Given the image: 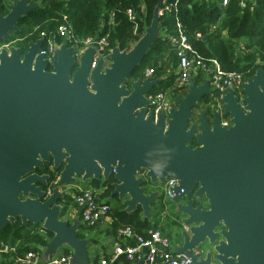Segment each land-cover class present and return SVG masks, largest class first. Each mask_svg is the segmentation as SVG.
Masks as SVG:
<instances>
[{"label":"water","instance_id":"water-1","mask_svg":"<svg viewBox=\"0 0 264 264\" xmlns=\"http://www.w3.org/2000/svg\"><path fill=\"white\" fill-rule=\"evenodd\" d=\"M163 2L129 51L114 48L95 68L93 46L78 63L75 48L66 44L51 62L39 54L42 39L26 50L3 47L40 3L0 2V230L17 219L25 228L41 225L53 235L42 253L45 263L69 249L70 264H90L89 239L77 235L83 223L64 220L63 189L78 180L104 184L113 178L111 196L128 213L140 207L145 218L164 199L154 189L178 182L171 189L183 225L176 253L190 264H264V69L243 85L244 108L232 89L226 91L229 128L215 110L212 119L201 110L191 124L212 93L208 80L198 86L194 77L169 117L155 118L147 96L160 81L128 86V79L161 36ZM54 171L56 185L49 175Z\"/></svg>","mask_w":264,"mask_h":264},{"label":"trees","instance_id":"trees-1","mask_svg":"<svg viewBox=\"0 0 264 264\" xmlns=\"http://www.w3.org/2000/svg\"><path fill=\"white\" fill-rule=\"evenodd\" d=\"M34 1H38L40 5L20 21L19 32L12 34L19 36L21 43L18 47L23 50L28 48L30 42L37 41L42 32L54 33L59 26L66 24L78 40L106 38L107 51L114 48L129 51L150 26L159 2V0ZM176 1L177 11L172 9L161 15V36L153 43L142 64L128 79V86L139 79L145 80L146 71L152 69L154 74L151 80L160 82L153 88L151 94H167L168 91H172L176 102L177 98L185 95L186 88L177 85V76L167 75L169 70H176L178 66L176 52L166 38V35L175 33L178 20L188 40L200 55L205 60H217L224 71L240 72L247 80L259 69H264V0H245L242 7L236 0H229L225 6L221 5L223 0H167V5ZM130 9L138 13L136 21L128 17L127 11ZM198 34L201 37H197ZM55 40L59 44L62 43L57 37ZM194 78L198 86L205 81L201 73ZM58 174L56 171L50 172L51 179L55 181ZM113 182V178L104 184L88 182L93 188L92 191L102 190V193L97 194L98 198L105 200L109 207L111 201L120 205L109 209L108 217L112 221L110 226L102 231L105 237L119 241V230L130 227L144 237H147L151 230L160 231L164 237L173 242L171 235L167 234V228L180 227L181 216L176 213V205L171 201L164 202L162 198L152 205L150 218L144 217L140 207L128 213L122 201L111 196ZM72 202L74 203V199L68 195L61 201L64 205V216L67 215L70 207H76L75 203L71 205ZM195 205H206V203L205 200H196ZM165 211L168 216L166 221V217H163ZM94 229L82 224L77 233L78 238L89 239L88 246L92 242L97 243L88 235ZM52 237L51 233L43 231L41 225H29L25 228L19 219L12 221L6 228L0 230V249L3 245H7L14 250L1 253L0 264H20V260L30 252L41 254ZM176 242V244L182 243L180 239ZM68 254L69 250L65 249L63 255ZM107 255L108 252L104 251L103 256ZM90 257L96 262L100 255L90 252Z\"/></svg>","mask_w":264,"mask_h":264},{"label":"built area","instance_id":"built-area-1","mask_svg":"<svg viewBox=\"0 0 264 264\" xmlns=\"http://www.w3.org/2000/svg\"><path fill=\"white\" fill-rule=\"evenodd\" d=\"M60 2H66L68 0H56ZM239 6H243L245 0H236ZM229 3V0H223L222 6ZM175 9L177 11V1L174 4L167 5V0H164L163 7L160 14ZM127 15L130 20L136 21L138 13L134 10H128ZM61 39L62 43L59 44L55 38ZM197 37H201L200 34ZM166 38L174 48L178 66L176 70H169L167 75L175 74L177 76V85L179 87L186 88L191 77L197 76L199 73L204 75L205 80L210 83V89L212 91L206 104L204 102V108L206 107L210 111H217L221 117V125L224 127H231V116L225 117L224 112V97L228 89L234 91L235 96L239 99V104L244 108V99L246 97L243 85L247 82L244 75L240 72H226L222 69L220 63L215 60H205L200 53L193 47L192 43L188 40L181 23L177 22L176 31L174 34L166 35ZM44 40V44L39 52L49 62L52 61L54 50L60 47L62 44L72 46L75 48V57L77 63L80 56L91 46L95 47L97 54L93 61L92 68H95L96 62L100 58H105L111 50L107 51L108 42L106 38H87L84 40L76 39L72 29L63 24L57 28L54 33L46 34L42 32L40 38ZM38 39V40H39ZM154 71L149 69L146 71L145 76L148 79L153 77ZM205 82V81H204ZM147 98L152 101L154 107L149 110L155 118L158 115L163 114L166 118L169 117V110L173 107L166 96V94L158 93L151 94ZM201 110H195L193 120L191 124L197 122L198 114ZM212 119V115H211ZM115 172V170L113 171ZM145 177V173L141 175ZM58 178L53 182L56 185ZM178 182L173 179H169L165 182L162 188L164 195V202L171 201L175 194L171 189L176 186ZM51 192V189L48 190ZM74 203L78 210V215L81 222L88 228H97L100 223L108 218L109 205L98 198L96 192L92 190H82L74 196ZM167 211L163 213V217H166ZM119 242L113 247L112 253L107 256L100 257L96 262L90 261V264H190L191 260L187 255L176 253V249L172 242L164 237L160 231L151 230L148 232V236L144 237L136 233L132 228L126 227L120 229L118 232ZM14 248L3 245L0 249L1 253L13 251ZM69 250V249H67ZM195 253L200 254V251L196 250ZM41 254L34 252L28 253L20 264H38ZM72 253L69 250L68 255L60 257H54L47 264H70Z\"/></svg>","mask_w":264,"mask_h":264},{"label":"rangeland","instance_id":"rangeland-1","mask_svg":"<svg viewBox=\"0 0 264 264\" xmlns=\"http://www.w3.org/2000/svg\"><path fill=\"white\" fill-rule=\"evenodd\" d=\"M2 3H4L6 5V7H8L9 4H12V0H2ZM8 11L9 10L7 9L5 11V14H7ZM20 43H21V39L19 38V36L12 35L11 38L8 41L2 43V46L3 47H7V48L8 47H11V46L18 47V46H20ZM108 65H109V61L106 60V66H108ZM166 96L168 97L171 105L173 107H177V105H176V103H177L176 102V98L174 97L172 91H168L167 94H166ZM85 189H90V190L92 189L93 190V188H91V186L88 185V182H82V180H78V182L75 185H69V186L65 187L63 190H64V192L67 193V195L70 198L74 199V196L77 193H79V192H81L82 190H85ZM95 192L97 194L98 193L100 194V193H102V190L101 189L100 190H97L96 189ZM66 201H67V199H66ZM111 203H112V205L116 204L115 202H111ZM72 204H74V203L72 202L71 205ZM118 206H120V205L118 204ZM71 208L72 207H70V209ZM67 214H68V211H67ZM68 218H69V215H66L64 217V220L70 221ZM167 218H168V216H166L165 221H166ZM169 219H170V217H169ZM106 226H107V224L105 223L101 227L99 226V227L95 228L94 230H92L90 232V237L93 238V239H95L97 241V243L94 244L92 242L88 246L89 252L92 251V250H94V249H98L99 250L102 245H104V244L107 243L105 241V238H104L105 235L103 233L99 232V230H103L104 228H106ZM178 232H179V230L177 229V227L167 228V234H170L171 235V240L173 241V243L174 242L177 243L176 240H177ZM100 233L102 235H100Z\"/></svg>","mask_w":264,"mask_h":264},{"label":"crops","instance_id":"crops-1","mask_svg":"<svg viewBox=\"0 0 264 264\" xmlns=\"http://www.w3.org/2000/svg\"><path fill=\"white\" fill-rule=\"evenodd\" d=\"M105 201V200H104ZM106 202V201H105ZM111 202H115V201H111ZM116 203V202H115ZM122 204H123V202H122ZM117 207L118 206V203H116V204H114V205H112V203L110 204V207ZM67 215H69V220L71 221V223H73V221L77 218V217H79V215H78V210L76 209V207L75 208H69V211H68V214ZM111 221H112V219L110 218V217H108V218H105V220H103L101 223H100V227L103 225V224H107V226H106V228L107 227H109L110 226V224H111ZM98 226V227H99ZM106 228H104L103 230H99V232H101L102 233V231H104ZM100 233V235H102ZM89 235V237H90V234H88ZM105 238V241L107 242L106 244H104V245H102L101 247H100V249L98 250V249H94V250H92V251H90L91 253H94V254H99L100 255V257H102L103 256V252L104 251H107L108 252V255H110L111 253H112V250H113V247L115 246V244L116 243H118L119 241H114L113 239H111V238H107V237H104ZM120 240V239H119ZM94 244H96V242L94 243ZM172 244H173V246L175 247V249H177L178 247H180V245L181 244H174L173 242H172ZM64 251H65V249H61V250H59V252L57 253V255L56 256H54V257H60V256H63V254H64ZM89 252V253H90ZM43 253V252H42ZM42 253H41V256H40V259H39V263L38 264H47V263H45L44 262V260H43V257H42ZM128 264H131V263H128Z\"/></svg>","mask_w":264,"mask_h":264},{"label":"flooded vegetation","instance_id":"flooded-vegetation-1","mask_svg":"<svg viewBox=\"0 0 264 264\" xmlns=\"http://www.w3.org/2000/svg\"><path fill=\"white\" fill-rule=\"evenodd\" d=\"M48 71H51V69L49 68ZM195 110H206V114L209 118H211V115H212V111L208 110L206 107L204 108V103H201L200 105H198V107L195 109ZM50 175V173H49ZM162 188H163V185H158L154 191H160L162 192ZM203 207H206V205H201ZM182 217L180 218V227H177V229L179 230L178 232V235H177V239H180V241H182V230H183V225H182ZM205 253V252H204ZM203 256H205V254H203Z\"/></svg>","mask_w":264,"mask_h":264}]
</instances>
